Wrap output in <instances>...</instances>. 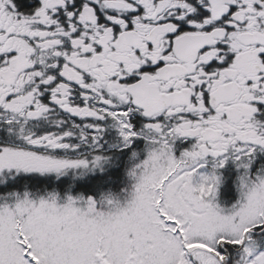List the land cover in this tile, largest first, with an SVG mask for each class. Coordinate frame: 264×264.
<instances>
[{
  "label": "snow or ice",
  "instance_id": "snow-or-ice-1",
  "mask_svg": "<svg viewBox=\"0 0 264 264\" xmlns=\"http://www.w3.org/2000/svg\"><path fill=\"white\" fill-rule=\"evenodd\" d=\"M0 264H264V0H0Z\"/></svg>",
  "mask_w": 264,
  "mask_h": 264
}]
</instances>
